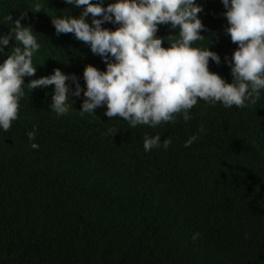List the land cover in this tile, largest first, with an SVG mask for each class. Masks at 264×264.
<instances>
[{
	"label": "trees",
	"instance_id": "1",
	"mask_svg": "<svg viewBox=\"0 0 264 264\" xmlns=\"http://www.w3.org/2000/svg\"><path fill=\"white\" fill-rule=\"evenodd\" d=\"M37 2L43 8L34 12ZM92 2L107 7L114 0ZM197 3L206 31L193 46L210 44L221 57L219 65L210 60V71L232 83L225 58L238 44L226 32V9L221 0ZM83 8L64 0H0V34L13 27L6 16L26 13L22 24L41 44L37 72L25 84L59 68L86 89L87 65L106 70L88 44L58 36L52 24V17H78ZM171 35L178 30L159 26L163 47ZM5 59L0 54V63ZM54 89L25 86L19 119L0 130V264H264V92L245 108L199 101L188 121L131 128L104 115L106 106L81 115L83 94L71 96L73 108L58 115L50 107ZM146 135L172 144L145 152Z\"/></svg>",
	"mask_w": 264,
	"mask_h": 264
},
{
	"label": "clouds",
	"instance_id": "2",
	"mask_svg": "<svg viewBox=\"0 0 264 264\" xmlns=\"http://www.w3.org/2000/svg\"><path fill=\"white\" fill-rule=\"evenodd\" d=\"M64 2L84 8L78 17L67 11L52 17L56 34H74L77 40L88 44L92 53L106 63V70L87 65L83 73L86 89L74 74L67 75L59 68L50 76L25 84L24 78L37 72L33 61L41 44L32 27L22 24L26 13L15 20L6 16L5 21L13 27L8 34H0V54L7 56L0 63V130L4 132L19 119L25 86L34 91L54 85L50 107L58 115H66L73 108L71 96L83 94L81 115L95 114V109L106 106L104 115L123 118L131 128H156L162 122L175 123L180 116L188 121L192 118L190 110L199 101L245 108L260 100L264 92V0H221L226 9V32L238 44L231 58H225L232 83L210 71V60L221 63V57L209 50L210 44L206 48L193 46L204 39L201 33L206 31L198 16L203 7L197 0H114L107 7L92 0ZM42 8L39 2L34 4V12ZM106 23L117 27L105 28ZM169 24L178 30V35L166 38V48L162 46L165 39L158 37L157 32L160 25ZM13 39L15 47L10 44ZM5 46L9 48L7 53ZM68 81L75 85V91ZM36 134L34 128L28 132V139L35 141ZM195 139L193 136L185 147ZM171 144L170 138L161 142L160 135L143 138L145 152L161 146L168 149ZM31 147L36 149L39 145L33 143Z\"/></svg>",
	"mask_w": 264,
	"mask_h": 264
}]
</instances>
